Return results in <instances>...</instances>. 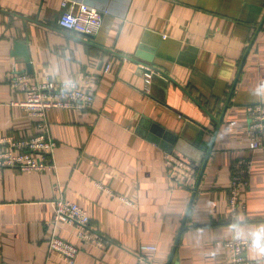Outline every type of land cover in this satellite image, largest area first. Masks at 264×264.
<instances>
[{
    "label": "crops",
    "instance_id": "obj_1",
    "mask_svg": "<svg viewBox=\"0 0 264 264\" xmlns=\"http://www.w3.org/2000/svg\"><path fill=\"white\" fill-rule=\"evenodd\" d=\"M80 2L103 12L93 36L58 25ZM17 72L37 81L89 73L94 98L46 112L55 170L0 168V262L67 264L47 248L55 233L79 247L73 264H142L140 244L157 247L144 259L166 264L185 218L171 264H229L231 225L251 238L264 228V145L250 150L246 131V106L264 100V0H0V136L37 132L17 104L24 92L8 83ZM200 130L212 142L201 174V161L175 147V136L192 142ZM168 152L194 164V180L169 175ZM247 157L243 209L230 214L232 166ZM59 196L87 211L105 245L52 222ZM244 253L264 264L252 244Z\"/></svg>",
    "mask_w": 264,
    "mask_h": 264
},
{
    "label": "built area",
    "instance_id": "obj_2",
    "mask_svg": "<svg viewBox=\"0 0 264 264\" xmlns=\"http://www.w3.org/2000/svg\"><path fill=\"white\" fill-rule=\"evenodd\" d=\"M62 6H67V0H61ZM103 12L94 6L80 2L76 8L61 12L58 25L62 30L78 32L93 36L101 26ZM108 65L104 66L107 69ZM146 82L151 73L144 72ZM9 85L15 90L24 92V99L17 104L29 115L36 117L37 132L30 136L14 138L11 135L0 136V168H17L20 171L55 170L53 150L56 145L51 136L46 119V112L51 108H75L79 110L91 106L94 98L93 77L89 73L80 72L73 80H55L46 77L42 81L33 80L29 75L21 72L13 73L8 79ZM249 121L247 134L249 137L248 148L256 150L264 145V100L246 106ZM251 158H241L232 166L231 176L227 187V209L230 214H236L243 209L241 192L248 185V174L251 169ZM165 163L169 175L173 178L194 180L196 167L189 160L183 159L176 153L165 154ZM96 186L103 187L99 182ZM129 205L134 203L119 196ZM52 222H64L75 226L76 234L83 243L105 245L103 237L90 230L89 215L87 211L74 201L61 196L52 201ZM251 237L228 238L224 246L228 253L229 264H257L256 261L245 257V249L252 244ZM49 251L58 252L67 264H73L79 247L55 233L47 238ZM154 244H140L138 246L139 259L142 264H156L152 258L144 259L141 252H155ZM0 264H5L0 262Z\"/></svg>",
    "mask_w": 264,
    "mask_h": 264
},
{
    "label": "water",
    "instance_id": "obj_3",
    "mask_svg": "<svg viewBox=\"0 0 264 264\" xmlns=\"http://www.w3.org/2000/svg\"><path fill=\"white\" fill-rule=\"evenodd\" d=\"M202 134H203V130H200L192 142H185L183 138H178L175 136V141H176L175 147L177 150L182 152L184 155L188 156L193 161H196V162L201 161L200 174L203 171V168L206 164V160L209 156V153L211 151V146H212V142L206 143L205 140L202 139ZM193 195H194V192H193L191 199L189 201V205H190V202L192 200ZM184 221H185V218H184ZM184 221L181 223L177 238H176L174 245L170 251V254H169V257H168L166 264L172 263V259H173L175 249H176V244H177L178 239H179V234H180V231L182 230V228L184 227Z\"/></svg>",
    "mask_w": 264,
    "mask_h": 264
},
{
    "label": "clouds",
    "instance_id": "obj_4",
    "mask_svg": "<svg viewBox=\"0 0 264 264\" xmlns=\"http://www.w3.org/2000/svg\"><path fill=\"white\" fill-rule=\"evenodd\" d=\"M264 88V85L261 86ZM259 92V90H257ZM232 230L236 238H242L245 235L246 230L241 226V222H234L232 225ZM252 247L259 253L264 254V228H257L252 233Z\"/></svg>",
    "mask_w": 264,
    "mask_h": 264
}]
</instances>
